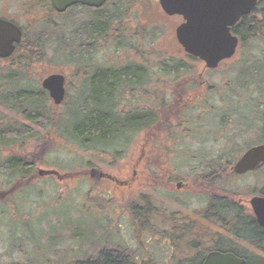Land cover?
<instances>
[{
  "label": "trees",
  "instance_id": "trees-1",
  "mask_svg": "<svg viewBox=\"0 0 264 264\" xmlns=\"http://www.w3.org/2000/svg\"><path fill=\"white\" fill-rule=\"evenodd\" d=\"M29 1L34 4L31 8L33 12L39 13L41 10L38 17L43 12H46V16L44 19L36 20L28 30L25 29L23 42L18 45L14 57L0 59V106L16 114L21 120L26 121V124L19 121L3 122L4 117L0 119V148L19 147L24 151L33 140L41 138L40 131L54 130L60 139L79 147L85 153L100 152L112 156L115 161L126 157L133 141L142 133L148 137L154 133V137L158 139L161 137L167 139L161 142L163 144L161 150L156 151L155 140L150 141L152 156L151 162L147 165L152 166L155 161L156 166H163L170 152L166 142L175 144L182 141L183 138H178L179 133L187 129L191 130L190 134L197 132L205 134L204 126L201 125L204 121L209 129L214 127L219 130L217 131L219 135L204 136H213L216 143L222 134H233L234 136L229 138L230 144H233L236 141L235 137L243 138L248 130L253 131L256 136L253 143L246 144L243 148L234 143L230 152L223 150L221 155L207 162L206 172L196 175L198 177L196 187L199 191L197 195L203 194L208 198L204 213L213 228L207 230L205 234L198 231L199 239L193 241L194 244L187 245L189 248L194 245L203 249L204 241L210 242L209 252H223V248H226L235 255H242L246 260L245 264H264V256H260L261 258L256 256L264 254V228H260L253 215L238 202H234V199L222 193L212 196L211 191L213 184L224 178L242 179L231 172L235 162L249 148L264 144V0L252 14L243 17L233 29V33L241 40L240 53L248 48L247 54H243V57H238L235 61L231 69L233 71L228 72L224 80L225 85L209 91L219 95L214 102L208 99L199 101L197 104L200 108L198 114L201 115L199 119L191 116L198 107L192 106L188 100L181 99L183 93L181 95L175 93L179 83L185 84L184 92L188 91V81L179 82L175 86L174 84L181 79L193 77V74L197 81L194 65L201 61L185 52L183 56H175L163 49L158 51L152 42L156 40L160 27L152 26L154 22L150 18L147 19L144 28L138 30V32L142 30L139 34L135 30L133 32L136 35L131 34L128 28H124L126 20L123 16L124 7L128 12L135 6L133 4L140 0H119L113 11L108 10L111 0L101 9L72 7L67 14L73 12V16L70 15L72 18L68 19L69 15L57 14L52 9L50 0ZM75 14H80L85 20L77 23ZM56 16L63 18L65 22H55L53 17ZM67 28L70 31L69 36H66ZM106 42L115 43L118 51L126 58L125 66L105 63L102 66L97 63L95 56L97 46ZM254 43L262 44L261 57L248 52L255 48ZM139 45H146L147 55H144V50L142 56L139 55ZM49 49L52 50L53 57L63 63L61 66L75 68V77L79 80L75 95L70 97L68 93L65 103L58 109H63L68 104L70 106L65 112L60 110L58 114L54 112L55 107L49 101L48 92L42 89L40 80L33 79L30 75L33 65L42 63L43 54ZM131 51L134 55L129 54ZM11 60H13L11 65L7 66L6 63ZM157 76L161 80L159 83L156 81ZM170 88L172 94L168 91ZM141 92L145 93L148 103L142 104L146 98L141 96L139 103L135 104V99L139 98ZM255 92L259 95L256 94L254 97ZM129 95L132 96V101L127 98ZM169 96L172 98L170 102ZM208 118H212L214 126L207 124ZM233 125L246 129L243 132L231 131ZM158 133L161 137H158ZM28 140L30 141L26 144ZM204 141L209 142L206 139ZM198 142L201 144L200 139ZM143 148L148 149L146 145ZM80 164L84 166L83 161ZM34 167V164L26 162L19 153H8L3 158L0 156V177H6L5 185H1L0 188L10 190L18 181L32 178ZM151 173L149 187L155 189L158 187L156 175H153L155 172L148 168L145 174L148 179V174ZM168 174L169 172L166 175ZM131 184L134 185L133 182ZM30 186L31 184L23 186L19 192L28 190ZM233 195L231 194V197ZM10 196L8 195L9 198ZM83 200L81 204H88L85 202L86 199ZM6 203L8 201L3 202ZM122 206L123 213H129L131 225L137 236L143 238L149 235L156 240L164 239L166 237L162 224L164 220V223L170 224L166 230L167 234L169 237L174 235L171 246L174 249L179 248L176 238L181 235L182 240L186 234L171 223L179 214L173 213L169 219L168 212L155 207L149 197L142 193L133 195L131 200H126ZM71 239L80 242V245H83L85 240L77 229L72 231ZM32 244L36 245V242ZM186 247L185 245L184 248ZM138 251L122 245L117 240L72 264H156L153 259L147 262L138 259V254L143 253L141 249ZM172 252L173 255L178 253L175 250ZM37 259L31 257L28 262L14 264H37Z\"/></svg>",
  "mask_w": 264,
  "mask_h": 264
},
{
  "label": "rangeland",
  "instance_id": "rangeland-1",
  "mask_svg": "<svg viewBox=\"0 0 264 264\" xmlns=\"http://www.w3.org/2000/svg\"><path fill=\"white\" fill-rule=\"evenodd\" d=\"M118 2L119 0H111L108 10L113 11ZM33 5V2L29 0H0V14L4 18L16 22L20 28L28 30L36 23V20L44 19L46 16V12H43L38 17L41 10H39V13L33 12V9H31ZM133 5L135 6L131 7L128 12L124 7L123 16L126 17L124 28H128L131 34H139L142 30L140 32L138 30L142 29L141 27L144 28L147 19L150 18L154 22L152 26L160 27L159 34L152 45L158 51L163 49L169 52L170 55L183 56V49L176 38L177 28L180 27L182 21L177 17L170 18L165 15L160 4H158V0H140ZM67 15H69L68 19L73 16V12ZM74 18H76L77 23L85 20L80 17V14H75ZM53 20L59 23L65 22L63 18L57 16L53 17ZM134 30L136 33L133 32ZM66 31L68 32H66V36H69V28ZM145 46L139 45L140 56H142L143 50L145 51L144 55H147ZM253 46L255 48L248 52L261 57L262 44L254 43ZM246 49H243L242 53L239 51L235 57L222 64L215 71L206 70L205 65L201 62L196 63L194 68L197 81H195L194 74L191 78L179 80L174 86L185 81H188L189 86L188 91L184 92L185 84L179 83L176 87V95L183 93L181 99L190 101L194 107L204 99L214 102L219 95L209 91L214 90L215 87L220 88L225 85L224 80L227 73L233 71L231 69L238 57L247 54ZM129 54L134 55L132 51ZM43 55L42 63L33 65L31 77L42 82L50 74L64 73L68 77V93L70 97H73L79 82L75 77V68L68 69V66H61L63 63L53 57L50 49L44 52ZM95 56L97 63L102 66L104 63L114 66H125L127 64L126 58H124L121 51H118L113 42L98 45ZM139 59L141 60V58ZM12 61L6 63V65L10 66ZM14 61H19V59H14ZM156 81L158 83L161 81L159 76H157ZM168 91L172 94L171 88ZM222 94L224 93L222 92ZM256 94L259 95L258 92H255L253 96L255 97ZM141 96L146 98L141 103H148L145 93L141 92L138 95L139 98L135 99V104L139 103ZM127 98L133 100L130 95ZM171 99L169 96L168 102ZM51 104L53 105V103ZM69 106L68 104L63 109L54 106V112L56 114L60 113V110L65 112ZM198 112H200L199 107L194 113L192 112L191 116L199 119L198 117L201 115ZM2 118L3 122L10 121L14 123L19 121L26 124V121L21 120L16 114H12L5 110L3 106H0V119ZM208 121L209 126H214L212 118H208ZM201 125L204 126L205 134L199 132L190 134L191 130L187 129V131L179 133L178 138H183L182 141H177L175 144L166 142L170 152H168L167 160L165 159L166 163L163 166L160 165L161 171L157 170L155 161L152 166L147 165L151 162L150 158L152 156L150 155L152 153V150H150L152 148L150 144L152 143L150 141L155 140L156 151L161 150V147H163L161 142L167 139H163L160 133H158V137H161L159 139L154 137V133L149 137L142 133L140 137L138 136L133 141L126 157L115 161L112 156L100 152L85 153L79 147L72 146L62 138L60 139L54 130L40 131L39 136L41 138L33 140L31 144H28L30 141L28 140L26 142L28 145L24 151L19 147L16 149L9 148L10 150L4 149V147L0 148L2 158L8 153H19L26 162L28 161L35 166L32 178L18 181L10 190L0 188V264L28 262L31 257L38 258L37 264H72L99 251L101 247L107 244H113L117 240L134 251L139 252L138 250L141 249L143 253L138 254V259L141 261L147 262L149 259H153L156 264H169L173 252L170 248L163 247V245H166L164 239L158 238L156 240L149 235L143 236V238L137 236L131 225L129 213H123L122 205L125 204L126 200L129 199L130 201L133 195L142 193L149 197L155 207L168 212L167 214L171 215L174 212L186 216H197L199 231L205 234L202 230L200 217L205 211L208 198L203 194L201 196L197 195L199 191L196 187L198 178L196 175H201L203 171L206 172L207 162L221 155L223 150L230 152L234 143L243 148L246 144L253 143L256 136L255 132L248 130L243 138L236 139L235 137L234 140L236 141L230 144L229 138L234 135L222 134L218 138V143H216L212 138L213 136H204L219 135L217 133L219 130L214 127L209 129L205 126V121ZM245 129L246 127L236 128L233 125L230 130L243 132ZM234 134L236 136V133ZM173 137L176 136L173 135ZM202 138L209 142L207 143ZM199 139L201 144H198ZM145 145L148 148L147 150L143 148ZM81 161H83L84 166H81ZM148 168L150 171L155 172L153 175H156L158 183L172 180L173 188L166 189L165 185L155 189L150 188L151 184L149 183L152 179V173L148 174V179L146 178L147 174H145L148 172ZM168 172L169 177L157 178V176L166 175ZM105 175L110 176L112 179L102 177ZM5 179L6 177H0V186L5 185ZM132 182L134 183L133 186ZM178 182H183L184 186L194 189V193L189 194L183 190L178 192L175 188ZM30 184L28 190L19 192V189L23 186ZM131 186L132 188H129ZM6 190L9 191L2 194ZM211 191L212 196L219 193L225 194L249 212L251 210L250 200L259 197L261 191L264 192V170L259 172V175L250 174L242 179L224 178V180L214 183ZM231 194L234 195L231 197ZM261 194L264 195V193ZM8 195H11L10 198ZM83 199H86L85 202H88L89 205L81 204L84 201ZM6 201L8 203L3 204ZM112 201H114L113 204H111ZM76 229L79 233H82V237L85 239L83 245L71 239L72 231H76ZM32 242H36V245Z\"/></svg>",
  "mask_w": 264,
  "mask_h": 264
},
{
  "label": "water",
  "instance_id": "water-1",
  "mask_svg": "<svg viewBox=\"0 0 264 264\" xmlns=\"http://www.w3.org/2000/svg\"><path fill=\"white\" fill-rule=\"evenodd\" d=\"M53 8L65 13L70 7L82 5L101 9L108 0H51ZM263 0H159L166 15H179L184 19L176 31V38L185 51L203 61L206 69H218L220 64L233 58L240 45V38L233 28L241 19ZM23 33L12 22L0 18V58H10L21 42ZM66 77L62 74L50 75L43 81V89L48 90L57 106L66 96ZM264 165V145L249 149L237 162L233 171L245 175ZM251 206L260 227L264 228V197L253 198ZM203 264H245V259L233 254L213 253Z\"/></svg>",
  "mask_w": 264,
  "mask_h": 264
},
{
  "label": "flooded vegetation",
  "instance_id": "flooded-vegetation-1",
  "mask_svg": "<svg viewBox=\"0 0 264 264\" xmlns=\"http://www.w3.org/2000/svg\"><path fill=\"white\" fill-rule=\"evenodd\" d=\"M0 17L1 18H4L3 17V15H1L0 14ZM177 18H179L181 21H182V23H183V18L181 17V16H176ZM4 19H6V18H4ZM7 20H9V19H7ZM9 21H12V22H14L13 20H9ZM16 23V22H15ZM181 23V24H182ZM24 31H25V29H22V33L25 35V33H24ZM23 39H24V36H23ZM23 42V41H22ZM21 44V43H20ZM19 44V45H20ZM18 47V46H17ZM17 52V48H16V50H15V52L11 55V58L12 57H14ZM10 58V59H11ZM64 74V73H63ZM65 76V75H64ZM66 77V76H65ZM67 78V81H66V89L67 90H69V87L67 86V84H68V77H66ZM42 87V86H41ZM48 92V91H47ZM69 92V91H68ZM48 95H49V92H48ZM259 145H264V144H259ZM157 170L158 171H161V167L160 166H157ZM163 170V169H162ZM264 170V165L263 166H261V167H259L257 170H255V171H251V172H247V174L246 175H244V176H239V177H242V178H245V177H247V175H250V174H254V175H259V172H261V171H263ZM163 176L162 175H160V176H157V178L159 179V178H162ZM166 177H169V174L168 175H166ZM166 177H164V178H166ZM110 178V177H109ZM106 179V178H105ZM172 180H168L167 182H162V181H160V183H158V187H160V186H164L165 185V188L167 189H172L173 187H172V185H173V183L171 182ZM174 186V185H173ZM172 187V188H171ZM130 188V187H129ZM157 188V187H156ZM176 189H177V191L179 192V191H181V190H183L184 192H186V193H194V189H192V188H189L188 186H184V184H183V182H178V184L176 185V187H175ZM260 196H264L263 194H261L260 193ZM259 196V197H260ZM245 209V208H244ZM247 210V209H246ZM248 212V211H247ZM250 213H251V210L249 211ZM174 212H172L171 214H173ZM176 214H179V215H177L178 216V218H176V219H173V221L171 222L172 223V225H177L181 230H183L184 232H185V234H186V236L185 237H182V240L180 239V237H181V235H178L177 236V240H178V246H179V248L178 249H174L172 246H171V243H172V239H174L173 238V236L172 237H169L170 235H168L167 234V232H166V230H167V228H168V226L170 225H167V223H164V220L162 221V224L164 225H162L163 226V228H164V233H165V235H166V237L164 238V241H165V243H166V245H163V247H166L167 249H169V247H170V249L171 250H175L176 252H178V253H176V254H174V255H172V256H170V259H169V261H171V263H176V264H203L204 262H205V260H206V258H207V255L208 254H210V253H213V252H209V248H210V245L209 244H211L210 242H205L204 241V248L202 249V248H200V247H196V246H194V245H192V247L191 248H189V245H187V244H194V242L195 241H197L198 239H199V237H198V231H199V226H197L198 225V222H197V216H186V215H184V214H180V213H175V214H173V215H176ZM167 216L169 217V219H170V214H167ZM200 222L202 223L201 224V226H202V230H204V232L205 233H207V230H212V228H213V225L212 224H210V222H208V219H207V217L205 216V213H203V215H202V217H200ZM257 222V221H256ZM195 230H197L196 231V234H195ZM194 241V242H193ZM181 243H186V244H182L181 245ZM198 244V243H197ZM197 244H195V245H197ZM184 245V246H183ZM185 245L187 246L186 248H184L185 247ZM223 251H225V252H222V253H226V252H228V253H232V252H229V250L228 249H226V248H223ZM183 252H185L184 254H183ZM233 255H235V254H233ZM264 256V254L262 253H260V254H258V255H256V256H258L259 258H261L260 256ZM235 256H237L238 258L240 257V258H243V259H245L244 257H242V255H235ZM184 262H186V263H184Z\"/></svg>",
  "mask_w": 264,
  "mask_h": 264
}]
</instances>
